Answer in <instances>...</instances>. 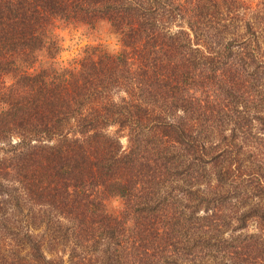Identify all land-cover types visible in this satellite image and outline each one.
Wrapping results in <instances>:
<instances>
[{"label": "trees", "instance_id": "obj_1", "mask_svg": "<svg viewBox=\"0 0 264 264\" xmlns=\"http://www.w3.org/2000/svg\"><path fill=\"white\" fill-rule=\"evenodd\" d=\"M56 15L120 54L27 75ZM4 73L0 264H264V0H0Z\"/></svg>", "mask_w": 264, "mask_h": 264}, {"label": "clouds", "instance_id": "obj_2", "mask_svg": "<svg viewBox=\"0 0 264 264\" xmlns=\"http://www.w3.org/2000/svg\"><path fill=\"white\" fill-rule=\"evenodd\" d=\"M55 41L58 51L54 57L48 54V44ZM99 48L109 55L120 54L123 43L122 35L112 29L111 23L103 18L95 21V26L77 19H65L59 15L50 18L45 46L36 50L33 55L35 60L31 64H24L21 58L16 59V64L29 76H35L41 71H48L51 75L76 72L80 69V61L88 54L85 49ZM17 86V77L12 73L0 74V91H7L10 87ZM7 104H0V109H6ZM107 210L118 213L122 207L119 196H114L106 201Z\"/></svg>", "mask_w": 264, "mask_h": 264}, {"label": "rangeland", "instance_id": "obj_3", "mask_svg": "<svg viewBox=\"0 0 264 264\" xmlns=\"http://www.w3.org/2000/svg\"><path fill=\"white\" fill-rule=\"evenodd\" d=\"M248 1H252V2H254V4H259V3H261V1L262 0H248ZM223 121H225V122H228V118H226V117H224L223 116ZM227 125H226V128H227V134H229L230 133V124L229 123H226ZM255 132V131H254ZM217 139H215V141H216ZM123 144H124V146L127 144V141H125V140H123ZM164 191L166 192V196H167V198L169 199V203H170V205H171V203H172V200H170V199H172V198H174V196H176L174 193H173V191L171 190H169V187H166L165 189H164ZM170 191V192H169ZM178 195H180V198L182 199V193L181 194H178ZM122 201V200H121ZM181 202V201H180ZM122 204H123V201H122ZM171 207V206H170ZM123 208H124V205H123V207H122V209L118 212V213H120L122 210H123ZM178 208V211L180 212L181 210H182V203H180V207L178 206L177 207ZM111 213V212H110ZM118 213H115V214H118ZM112 214H114V213H112ZM169 224H170V221H169ZM257 227H258V225H257V223H254V222H251L250 224H249V227H248V229L244 232V233H250V234H256L257 232H258V230H257ZM175 230V232H171V234H172V237H178V236H180V235H182V232H180V230L178 229V228H175L174 229Z\"/></svg>", "mask_w": 264, "mask_h": 264}]
</instances>
